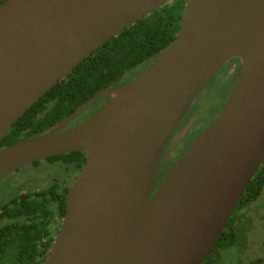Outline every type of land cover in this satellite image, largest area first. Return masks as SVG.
Returning a JSON list of instances; mask_svg holds the SVG:
<instances>
[{"label":"water","instance_id":"95a60500","mask_svg":"<svg viewBox=\"0 0 264 264\" xmlns=\"http://www.w3.org/2000/svg\"><path fill=\"white\" fill-rule=\"evenodd\" d=\"M169 1L1 0L0 139L80 61ZM232 58L239 70L220 112L150 195L171 131ZM118 80L53 129L0 147V179L85 152L43 264H201L264 158V0H185L172 42L140 74ZM102 94L92 116L62 129Z\"/></svg>","mask_w":264,"mask_h":264},{"label":"flooded vegetation","instance_id":"af4514ba","mask_svg":"<svg viewBox=\"0 0 264 264\" xmlns=\"http://www.w3.org/2000/svg\"><path fill=\"white\" fill-rule=\"evenodd\" d=\"M227 63L229 79L233 78V83L239 70V59L233 58L225 64ZM120 81L121 79L117 81L116 86L127 82ZM203 88L175 125L162 149L161 165L156 172L150 195L156 191L168 169L181 157L195 137L218 115L227 98L226 96L219 106L216 115L201 121L202 115L199 117L196 104L200 101L198 97ZM107 99L106 94L98 96L62 129L92 116ZM61 118L46 123L32 134L48 127L53 129L54 123ZM64 154L66 153L32 161L0 179V264L45 262L62 224L66 196L85 162V153L82 163L81 159L65 157ZM243 215L244 222L235 221L230 225L227 221L223 228L227 235L225 241L216 243V239L201 264H264V206L253 208L252 212L248 211ZM227 231L231 233V239Z\"/></svg>","mask_w":264,"mask_h":264},{"label":"trees","instance_id":"16d2710c","mask_svg":"<svg viewBox=\"0 0 264 264\" xmlns=\"http://www.w3.org/2000/svg\"><path fill=\"white\" fill-rule=\"evenodd\" d=\"M184 3L185 0H171L126 26L101 44L58 80L12 124L0 139V147L29 136L46 123L68 114L115 79L119 78L120 82H125L134 78L126 79V75L137 66L149 61L144 68L146 69L174 39L180 27ZM84 153L77 150L63 156L76 157V160L81 159L82 163ZM263 194L264 158L246 184L228 223L244 222L243 213L252 212L253 207H250V204H256ZM229 229L232 230V227ZM224 231L218 236L216 243L225 241L227 235ZM227 233L231 239V233L229 231Z\"/></svg>","mask_w":264,"mask_h":264},{"label":"rangeland","instance_id":"374dc122","mask_svg":"<svg viewBox=\"0 0 264 264\" xmlns=\"http://www.w3.org/2000/svg\"><path fill=\"white\" fill-rule=\"evenodd\" d=\"M233 59V58H232ZM236 59V58H235ZM149 62V61H148ZM148 62L145 64H141L137 66L131 73L126 75L127 78L135 77L134 75L143 71V69L148 65ZM229 64H223L213 76L209 79V81L205 84L201 94L199 95V103H197V109L199 110V117L202 115V120L205 121L208 117H213L216 115L219 106L223 103L227 96V92L232 83L233 78L229 79ZM218 104V105H217ZM264 206V194L256 204H250V207H262Z\"/></svg>","mask_w":264,"mask_h":264}]
</instances>
